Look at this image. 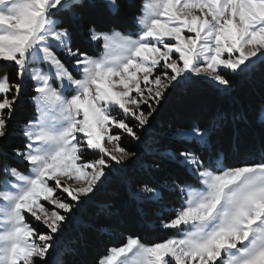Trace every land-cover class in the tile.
Segmentation results:
<instances>
[{
    "label": "snow or ice",
    "instance_id": "obj_1",
    "mask_svg": "<svg viewBox=\"0 0 264 264\" xmlns=\"http://www.w3.org/2000/svg\"><path fill=\"white\" fill-rule=\"evenodd\" d=\"M96 9L126 22L99 26ZM257 80L264 0H0V264H69L80 213L142 157L163 179L128 199L171 234L116 224L93 264H264V150L229 164L216 147L238 139L236 114L154 127L171 96ZM257 113L264 88L239 120Z\"/></svg>",
    "mask_w": 264,
    "mask_h": 264
},
{
    "label": "trees",
    "instance_id": "obj_2",
    "mask_svg": "<svg viewBox=\"0 0 264 264\" xmlns=\"http://www.w3.org/2000/svg\"><path fill=\"white\" fill-rule=\"evenodd\" d=\"M89 18L99 26L110 25L114 20L121 24L126 22L123 14L112 17L102 9L91 11ZM82 42L83 38L79 37L77 43ZM262 88L264 86L259 80L253 85L238 83L230 95H221L208 86H195L189 92L169 97L161 108L154 127L163 133L176 124L193 120L208 122L221 109L234 113L237 116L234 127L239 130L238 139L231 130L222 131L216 137V147L224 154L229 164H238L244 160L247 153H259L264 150V124L258 121V113L254 120H239L240 114L253 111ZM125 146L136 150L128 141H125ZM147 159L142 157V161ZM142 161L134 162L120 175L113 176L96 199L80 213L76 229L79 240L74 241V254L67 257L69 264H93L94 259L105 251L106 245L110 242L118 245L120 241L112 231L116 224L135 230L145 242H158L171 234L163 230H151L148 223L153 217L150 214L141 216L138 212L139 206L128 199L133 181L163 179V175L154 177L142 168ZM106 206H110L109 211L113 215L101 212Z\"/></svg>",
    "mask_w": 264,
    "mask_h": 264
},
{
    "label": "rangeland",
    "instance_id": "obj_3",
    "mask_svg": "<svg viewBox=\"0 0 264 264\" xmlns=\"http://www.w3.org/2000/svg\"><path fill=\"white\" fill-rule=\"evenodd\" d=\"M258 121L261 123V120H260V116H259V113H258Z\"/></svg>",
    "mask_w": 264,
    "mask_h": 264
}]
</instances>
